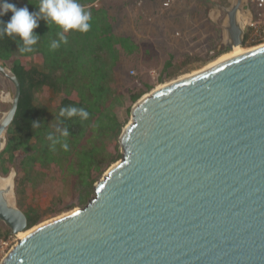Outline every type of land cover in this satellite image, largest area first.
I'll list each match as a JSON object with an SVG mask.
<instances>
[{"label":"water","instance_id":"obj_1","mask_svg":"<svg viewBox=\"0 0 264 264\" xmlns=\"http://www.w3.org/2000/svg\"><path fill=\"white\" fill-rule=\"evenodd\" d=\"M219 8L220 48L245 47L248 0ZM0 74L14 87L1 154L21 84L1 61ZM119 146L89 202L19 239L2 264H264V47L141 97ZM11 174L0 221L17 236L35 226Z\"/></svg>","mask_w":264,"mask_h":264},{"label":"trees","instance_id":"obj_2","mask_svg":"<svg viewBox=\"0 0 264 264\" xmlns=\"http://www.w3.org/2000/svg\"><path fill=\"white\" fill-rule=\"evenodd\" d=\"M8 2L17 9L27 7L30 13L39 12L40 0ZM78 2L91 13V28L87 33L65 34L67 43L61 42L56 50H51L50 44L59 39L61 29L43 19L34 30L40 38L31 53L19 51L18 37H0V61L21 84L18 110L9 128L6 149L0 154V174L7 175L13 167L17 170L18 206L28 218V228L37 225L45 215L29 202L28 191L40 187L52 167L60 170L68 186L73 184L70 191L79 195L83 207L89 202L100 175L95 165L107 167L121 158L120 131L113 123L112 110L127 99L132 103L138 101L143 93L131 94L130 90L123 94L117 88V70L123 59L142 52L140 42L117 33L118 19L112 13L113 6L102 0ZM11 17L9 12L0 21L6 24ZM164 32L160 38L166 41ZM194 59L189 57L186 62ZM179 66L168 60L165 68ZM68 105L86 109L90 114L88 120L61 117V108ZM58 128H67L69 135L63 137ZM49 134L61 141L55 150L47 139ZM65 141L69 145L67 151L62 147ZM49 211L55 212L53 208ZM1 232L3 236L9 235V230Z\"/></svg>","mask_w":264,"mask_h":264},{"label":"rangeland","instance_id":"obj_3","mask_svg":"<svg viewBox=\"0 0 264 264\" xmlns=\"http://www.w3.org/2000/svg\"><path fill=\"white\" fill-rule=\"evenodd\" d=\"M163 1L102 0V3L114 7L112 13L118 19L115 24L117 33L136 38L142 46L140 54L123 59L117 70V88L120 93L127 94L130 90L131 94L143 92V97L181 76L203 69L208 63L227 53L223 47L220 48V25L224 16L222 13L219 17L218 13L221 12L219 6L226 7L228 0H179L169 9L162 7ZM159 28L167 34L166 41L160 38ZM249 47L255 46H245ZM186 55L188 56L185 58ZM189 57L195 59L187 63ZM168 60L181 66L176 69L165 68ZM13 97L12 83L0 74V118L10 108L9 99ZM136 102L132 103L127 99L121 107L112 110L113 123L119 128L120 134L131 121V109ZM109 166L95 165L98 173L100 172L97 182L102 179ZM11 169L16 171L17 182V170L14 167ZM63 179L64 175L60 170L52 167L40 187L29 189V202L37 205L45 214L37 225L83 207L79 202V195L70 191L73 184L68 186ZM50 208L55 212L51 213ZM0 229L8 230L1 221ZM15 237L17 240V236ZM15 243L16 241L12 244Z\"/></svg>","mask_w":264,"mask_h":264},{"label":"clouds","instance_id":"obj_4","mask_svg":"<svg viewBox=\"0 0 264 264\" xmlns=\"http://www.w3.org/2000/svg\"><path fill=\"white\" fill-rule=\"evenodd\" d=\"M11 12L12 17L9 22L4 24L0 21V37L7 35L8 37H18L21 43L18 44L21 53H31L34 46L39 40V36L34 33V30L39 27V21L45 20L47 24L54 23L61 31L58 33L59 39L53 40L50 44L51 50H56L60 47V43H67L65 34L78 31L87 33L90 28L91 13L86 11L78 0H40L39 12L30 13L27 7L17 9V7L8 2V0H0V17ZM60 116L71 119L79 117L83 122L88 120L89 112L84 108H77L73 105H68L60 110ZM34 122L33 124H37ZM63 137H67L69 132L67 128L57 129ZM47 139L51 141V148L55 150V146L61 143L60 139L49 134ZM65 151L69 145L65 141L62 143Z\"/></svg>","mask_w":264,"mask_h":264},{"label":"built area","instance_id":"obj_5","mask_svg":"<svg viewBox=\"0 0 264 264\" xmlns=\"http://www.w3.org/2000/svg\"><path fill=\"white\" fill-rule=\"evenodd\" d=\"M179 0H164L162 7L169 9ZM249 7L253 12V19L248 21L245 46H258L264 43V0H248ZM133 73V72H132ZM0 229V264L5 259L9 251L14 246L12 243L16 240L15 236H3ZM15 237V238H14ZM13 245V246H12Z\"/></svg>","mask_w":264,"mask_h":264},{"label":"bare ground","instance_id":"obj_6","mask_svg":"<svg viewBox=\"0 0 264 264\" xmlns=\"http://www.w3.org/2000/svg\"><path fill=\"white\" fill-rule=\"evenodd\" d=\"M261 47H264V43L263 44H259L258 46H255V47H249V48H245V47H240V46H234V48H232V50L228 51L227 53L219 56L217 59H215L214 61L208 63L206 66L203 67V69L201 70H198V71H195L193 72L192 74H189V75H184V76H181L179 79H177L176 81L178 80H183V79H187V78H190V77H193L201 72H204V71H207L223 62H226L228 60H231L233 58H236L238 56H241L243 55L244 53H247V52H250V51H253L255 49H258V48H261ZM176 81H173V82H170V83H167L166 85H162L160 86V88H158V90L164 88L165 86L171 84V83H174ZM157 89V88H156ZM148 95V94H147ZM13 100V98H10L9 99V102H11ZM13 184V175L11 174L10 176L8 177H0V187L2 188H10ZM75 211V210H73ZM72 212V211H71ZM70 213V212H69ZM68 214V213H67ZM66 215V214H64ZM63 216V215H61ZM60 217V216H59ZM50 221V220H49ZM47 222V221H46ZM45 223V222H44ZM42 223V224H44ZM41 225V224H39ZM39 225H36L35 227L25 231V232H21L17 235V238L18 240L19 239H22L23 237H25L28 233L32 232L34 229H36Z\"/></svg>","mask_w":264,"mask_h":264},{"label":"crops","instance_id":"obj_7","mask_svg":"<svg viewBox=\"0 0 264 264\" xmlns=\"http://www.w3.org/2000/svg\"><path fill=\"white\" fill-rule=\"evenodd\" d=\"M99 2H97L96 4H98ZM162 32V30H161V28H159V33H161Z\"/></svg>","mask_w":264,"mask_h":264}]
</instances>
